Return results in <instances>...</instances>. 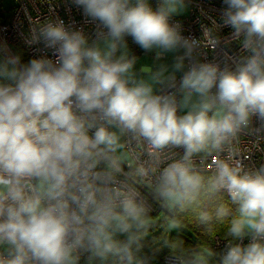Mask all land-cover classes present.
<instances>
[{"label":"clouds","instance_id":"obj_1","mask_svg":"<svg viewBox=\"0 0 264 264\" xmlns=\"http://www.w3.org/2000/svg\"><path fill=\"white\" fill-rule=\"evenodd\" d=\"M73 3L99 22L94 42L57 18L40 25L30 41L42 39L55 60L22 64L9 54L0 62V264H74L81 249L139 264L132 247L137 237L121 243L114 234L142 225L143 209L129 195L117 212L116 197L104 187L119 171L110 154L126 133L153 150L184 148L183 159L161 175L158 190L166 202L184 206L224 190L237 206L218 264H264V170L242 174L213 155L214 174L205 178L188 163L195 154L220 149L252 117L264 121V0H223V24L247 53L234 71L194 60L199 42L169 23L185 0H161L155 11L148 0ZM126 37L158 57L182 50L173 69L190 61L179 85L186 114L177 115L175 94H154L152 83L135 78L137 58L129 56ZM205 39L219 46L211 30ZM166 71L162 66L151 80L163 83ZM102 160L105 169L94 172ZM229 213L219 204L215 219ZM200 219L210 223L213 216L202 212ZM182 264L205 262L193 256Z\"/></svg>","mask_w":264,"mask_h":264},{"label":"built area","instance_id":"obj_2","mask_svg":"<svg viewBox=\"0 0 264 264\" xmlns=\"http://www.w3.org/2000/svg\"><path fill=\"white\" fill-rule=\"evenodd\" d=\"M12 1L13 4L6 8H3L0 3V55L3 59L6 55H15L11 45L20 44L30 59L55 60L54 50L46 47L42 39L39 42L30 43V41L38 35L40 25L48 21L54 22L57 18L62 19L65 26L71 30H82L89 43L97 39V33L100 31L99 22L92 21L86 16L83 9L77 7L73 0ZM185 2L189 5L188 14L184 16L172 14L169 23L179 25L184 37L199 42L200 46L193 53L194 60L200 63H215L221 70L228 68L234 71L240 59L247 53L240 45L241 38L234 37L232 28L223 24L222 13L226 8L223 0H185ZM148 3L154 11L158 9L157 2L154 5L148 0ZM208 30L219 37V46L205 39ZM128 38L131 37H126ZM184 65V68L173 76L172 81L158 83L154 92L157 95L175 94L178 107L179 85L184 72L190 66V61L186 59ZM177 115H181L179 108ZM92 131L94 130H90L89 135ZM122 145L127 158L123 163L117 161L119 171L104 185L105 189L111 191L116 197V211H122L120 204L125 196L130 195L143 209V213H160L165 207H169L159 194L161 175L170 164L183 159L184 148L168 146L161 150H153L146 141L131 133L122 135ZM213 155L239 167L242 174L264 170V121L252 117L249 125L230 137L220 149L195 154L188 163L193 171L206 172L211 176L215 171V165L212 163ZM110 156L114 157V153ZM209 165L212 167L209 168ZM105 167L106 161L102 160L93 171L101 172ZM220 192L228 196L226 191ZM211 241L219 259L226 250L229 240L214 235ZM248 242V238H245L243 243ZM4 251L5 249L0 247V252ZM74 254L77 264H90L87 263L91 255L90 250L81 249ZM182 260L181 256L167 255L163 257L162 263L182 264ZM105 264H122V262L114 256Z\"/></svg>","mask_w":264,"mask_h":264},{"label":"trees","instance_id":"obj_3","mask_svg":"<svg viewBox=\"0 0 264 264\" xmlns=\"http://www.w3.org/2000/svg\"><path fill=\"white\" fill-rule=\"evenodd\" d=\"M131 41L130 38L129 42ZM22 54L21 63L30 62L31 59L27 54ZM137 54L138 52H134L132 56H137ZM197 173L205 178L210 176L206 172ZM219 204H224L230 209L229 216L223 221L215 219V208ZM236 208L237 206L231 203L230 197L223 192H218L214 195L205 193L192 204L165 207L162 210L164 218L160 220L155 219L160 213H143V220L148 223L131 231L137 237L136 243L132 245L136 261L139 264H163L162 259L167 255L190 259L193 256L204 257L208 252L218 264V257L211 240L214 235H219L226 240L231 239L226 234L229 220L236 215ZM202 212H208L213 216L210 223L201 221ZM167 220L175 224V231H166L164 224Z\"/></svg>","mask_w":264,"mask_h":264},{"label":"rangeland","instance_id":"obj_4","mask_svg":"<svg viewBox=\"0 0 264 264\" xmlns=\"http://www.w3.org/2000/svg\"><path fill=\"white\" fill-rule=\"evenodd\" d=\"M1 6L3 8L8 7L10 4H13L12 0H3L0 2ZM126 39V38H125ZM95 41V40H94ZM92 41V42H94ZM92 42H90L89 44H91ZM126 45H127V51L129 53V56H132V54L134 52H138L137 56H135L137 58V62L134 66L133 69V73L134 76L137 80H145L149 83H152L153 85V91H155L157 85L159 82H153L151 80V75L152 73H155L157 71L160 70V68L162 66L167 68V71L164 73V81L163 82H167L168 81V77H173L176 73H178L177 71H175L173 69V65L175 63L176 57L179 55V52H170V53H164L161 56H157L156 51H152V52H146L143 49H141L137 44H135L133 42V40L131 42H129V39H126ZM12 50H13V54L18 55L20 57V60H22V53L25 52V50L22 48V46L20 44L17 45H11ZM119 54V53H118ZM3 61V57L0 55V62ZM143 66H146V69L143 68ZM151 69V72H149L148 70ZM182 93L179 92V110L181 115H184L187 113L188 108H185L183 106H181V102H182ZM112 131H117V129L113 128ZM122 136H121V147L114 153V157L117 159V161L119 163H123L126 158L127 155L123 150L122 147ZM168 203V202H167ZM174 204H170L168 203V206L171 207ZM120 212V211H119ZM164 218L163 216V211L160 212V214L157 216V218H155L156 220H160ZM147 222H144L142 225L140 226H133V228L131 229V231L136 228V227H141V226H145ZM167 228L166 231H175L176 227L175 224L171 221V220H167L164 224ZM130 231V233H120V232H116L114 234V239L124 243L128 241L129 235H133L132 232ZM207 255L203 257L205 263L207 264H217V260L214 259L211 254H209L208 252L206 253ZM74 255V264H77V260L75 258V254ZM114 256L109 255L107 257H100L98 255H96L94 252L91 251V255L89 257V260L87 261V263L90 264H105L108 261L112 260ZM163 260V259H162Z\"/></svg>","mask_w":264,"mask_h":264},{"label":"crops","instance_id":"obj_5","mask_svg":"<svg viewBox=\"0 0 264 264\" xmlns=\"http://www.w3.org/2000/svg\"><path fill=\"white\" fill-rule=\"evenodd\" d=\"M152 4H156L157 2V5H158V8L160 6V3H161V0H150ZM188 8H189V5L187 2L184 3V6L182 9H180L177 13H174V15H177V16H184L186 14H188ZM179 55H182V50L179 52ZM144 69H146V66H143ZM179 72V71H178ZM158 86V85H157ZM157 88V87H156ZM156 90V89H155ZM155 92V91H154Z\"/></svg>","mask_w":264,"mask_h":264}]
</instances>
